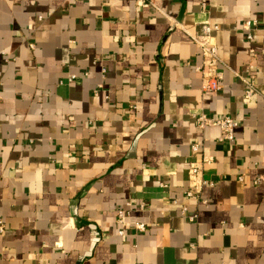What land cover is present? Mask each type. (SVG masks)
Masks as SVG:
<instances>
[{
	"label": "crops",
	"instance_id": "crops-1",
	"mask_svg": "<svg viewBox=\"0 0 264 264\" xmlns=\"http://www.w3.org/2000/svg\"><path fill=\"white\" fill-rule=\"evenodd\" d=\"M153 1L0 0V264H264V28L243 29L264 0ZM204 20L217 92L189 37ZM193 112L236 118L235 139Z\"/></svg>",
	"mask_w": 264,
	"mask_h": 264
},
{
	"label": "built area",
	"instance_id": "built-area-1",
	"mask_svg": "<svg viewBox=\"0 0 264 264\" xmlns=\"http://www.w3.org/2000/svg\"><path fill=\"white\" fill-rule=\"evenodd\" d=\"M139 5L147 4L152 7H156L153 0H138ZM201 7L206 10L208 7L207 0L201 1ZM215 28V27H214ZM208 21L204 20L200 23L199 31L194 34H189L190 39L196 44L201 52V65L197 67V70L201 72V89L204 92H217L221 89L220 82L223 79L222 71L220 66L226 67L222 59L218 55L217 45L215 39L212 35L214 29ZM259 28H264V23L258 22L256 19L246 20L243 23V29L246 32L247 39L252 38V31ZM233 75L238 78L244 84L243 102L246 104L253 96L261 95L257 84L256 76L254 73V66L252 64L247 65L243 73L233 71ZM76 75H69L68 81L76 79ZM136 107L133 106L130 112H133ZM188 116L194 121L197 129L202 132L208 127H215L219 130L218 142L221 143H231L235 139V133L239 126L236 118L231 116H220L211 117L206 115L204 112H193L188 113ZM202 142H194L190 147L191 154L200 155L202 152ZM211 157L203 156L201 160L192 161L190 164L191 173L197 178L198 185H213L212 180H201L199 179V173L204 164H209L211 162ZM239 180L242 179L241 176L238 177ZM257 182V180H256ZM192 192L188 191L187 196H191ZM127 207L130 203L127 202ZM185 210V209H184ZM184 212V211H183ZM129 214V211L125 208H119L116 211V223L122 224ZM184 214V213H182ZM187 219L194 221L196 215H188ZM135 230L144 231L145 227L142 222H137L134 225ZM6 230V225L0 220V234L4 233ZM120 235L123 234L122 230L118 231Z\"/></svg>",
	"mask_w": 264,
	"mask_h": 264
}]
</instances>
